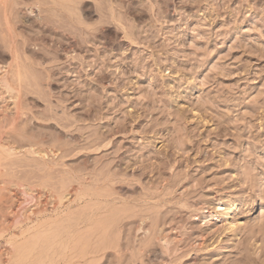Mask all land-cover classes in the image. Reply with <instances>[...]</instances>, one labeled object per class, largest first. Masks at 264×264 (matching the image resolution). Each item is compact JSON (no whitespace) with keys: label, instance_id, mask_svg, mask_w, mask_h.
I'll use <instances>...</instances> for the list:
<instances>
[{"label":"rangeland","instance_id":"1","mask_svg":"<svg viewBox=\"0 0 264 264\" xmlns=\"http://www.w3.org/2000/svg\"><path fill=\"white\" fill-rule=\"evenodd\" d=\"M16 1V48L0 4V62L21 90L19 122L6 130L20 152L0 161V181L16 198L13 209L0 203L9 224L0 264H147L146 241L149 256L169 264H264V0H112L118 15L104 20L87 18L94 0ZM98 136L109 138L95 147ZM34 146L56 154L33 157ZM114 174L116 183L106 180ZM74 187L94 199L68 209L63 196ZM219 201L235 203L236 230L189 217ZM88 205L109 209L74 226L63 248L59 210ZM13 211L20 215L4 222ZM142 215L149 228L136 234ZM155 223L177 227L175 251L162 252ZM35 231L44 236L36 241ZM107 235L119 252L93 256Z\"/></svg>","mask_w":264,"mask_h":264},{"label":"bare ground","instance_id":"2","mask_svg":"<svg viewBox=\"0 0 264 264\" xmlns=\"http://www.w3.org/2000/svg\"><path fill=\"white\" fill-rule=\"evenodd\" d=\"M114 1V0H113ZM113 1L112 0H94L92 1L94 3V8L93 10H87L88 12V15H87V18L90 17L89 15H94V13L98 12L99 13V17L101 18V20H104L105 16L107 15H112L113 17H117V13H116V7H114L113 5ZM115 2V1H114ZM2 4V10L4 11V17H5V20H4V24L6 25V28L8 29L9 31V35H10V38L8 39L11 43H10V46L12 48H16V37L19 35V30L21 29L20 26L16 25L15 22L13 21V17H14V14H16L17 12V7L18 6V3L16 0H12V1H9V0H0V4ZM21 4V3H19ZM1 6V5H0ZM25 6V5H24ZM1 9V8H0ZM27 10H29V13L32 14L34 13L35 11V7L33 6H28L27 7ZM1 11V10H0ZM86 13V12H85ZM25 14V13H24ZM97 15V14H95ZM16 17V16H15ZM38 17V16H37ZM111 17V16H110ZM43 18V17H42ZM45 20V19H44ZM1 22V21H0ZM17 22V21H16ZM45 22V21H44ZM42 23V22H41ZM2 24V23H1ZM0 24V25H1ZM41 26V24H40ZM59 28V27H58ZM5 29V28H4ZM3 29V30H4ZM22 30V29H21ZM91 35H94L93 32H89ZM68 36V35H67ZM95 36V35H94ZM5 38V36H4ZM75 38V37H74ZM11 39V40H10ZM19 39V38H18ZM25 39V38H24ZM19 41V40H18ZM5 45V44H4ZM25 45V44H24ZM19 46V45H18ZM26 48V47H25ZM27 51V50H26ZM30 52V51H29ZM74 52V51H73ZM67 53V51H66ZM37 55V54H36ZM18 57L17 55V52L14 50L13 51V57ZM39 56V55H38ZM40 57V56H39ZM23 58V57H22ZM15 60V59H14ZM16 61V60H15ZM19 61V60H18ZM50 61V60H49ZM15 63V62H14ZM49 64V63H48ZM20 67V66H19ZM19 67H17V69H19ZM13 71H15L12 67V65L10 63H2L0 62V161L2 159H9L11 156L15 155V154H18L20 152L19 150V147L18 145H16L15 141H13L10 137H8L6 135V130L9 129V128H13V126L17 123L18 119H19V107H18V100L21 99V90L16 87L12 81V73ZM12 104L13 105H16V110L13 111V112H10V105ZM20 104V102H19ZM22 118V117H21ZM23 119V118H22ZM19 122V121H18ZM17 127V126H16ZM12 137V135H11ZM109 137L105 136V137H96L93 139V141H91L92 144L95 145V147H99V145H102L106 142V140L108 139ZM20 143V142H19ZM34 145V144H33ZM36 145V144H35ZM41 146V145H40ZM54 148L52 149H46V148H41V147H31L28 152L33 156L35 155H38L40 156L41 158H46L47 156H50V154H56V152L53 150ZM22 151V150H21ZM27 151V150H26ZM23 153V152H22ZM33 156V157H34ZM36 157V156H35ZM14 161V160H13ZM15 162V161H14ZM7 163V162H5ZM10 163V162H9ZM4 164V162H3ZM27 164V163H26ZM24 165V164H23ZM5 166V165H4ZM2 168V167H1ZM6 168V167H5ZM4 168V169H5ZM39 168V167H38ZM41 168V167H40ZM3 169V170H4ZM9 169V168H7ZM3 170L1 172H3ZM1 172H0V176H1ZM5 173V172H4ZM84 176H86L84 174ZM114 176V177H113ZM115 176H117L116 174L114 175H109L107 177V181H109L111 183V181L113 180L114 183H116L115 181ZM6 177V176H5ZM121 177L124 179L126 177H128V175L126 173H123L121 174ZM123 179H118L119 181L117 182V186H112V187H115L116 189L118 188H122V181H124ZM111 180V181H110ZM6 182V181H5ZM1 183V181H0ZM121 183V184H120ZM2 184V183H1ZM107 184V183H106ZM3 186H0L2 191H4L3 195H1L0 197V203L2 204L3 202H6V203H9L10 204V208L13 209V206H14V202L16 201L15 199V195H13L11 192H12V189L7 185L5 186L4 184H2ZM10 185V184H9ZM23 185V184H22ZM108 185V184H107ZM116 185V184H115ZM11 186V185H10ZM16 186V185H15ZM22 188V187H21ZM110 189V188H109ZM23 190L26 192L28 190H26V188L24 187ZM8 192V193H5V192ZM1 192V191H0ZM32 192H34V190L32 188H29V193L31 194ZM1 194V193H0ZM28 194V193H27ZM34 195V194H32ZM88 195H91L90 198L87 200V202L90 200V199H94L92 194H84L82 193V188L81 187H74L70 192L66 193L64 196H63V199H66L65 201H61L63 204L62 205H66V207L68 209L71 208L72 205L74 204H77L79 205V203L88 197ZM96 196H98V194H94ZM106 196V195H105ZM108 196V195H107ZM99 197V196H98ZM109 197V196H108ZM34 199V197H33ZM101 199V198H99ZM98 199V200H99ZM102 201V200H101ZM24 202V201H23ZM92 202V201H91ZM90 203V202H89ZM89 203H86V204H89ZM100 203V202H99ZM23 204V203H22ZM85 204V205H86ZM96 204V203H95ZM107 204V203H106ZM19 205V204H18ZM94 205V204H93ZM89 206V205H88ZM92 206V205H91ZM126 206V204H125ZM129 206V205H128ZM127 206V207H128ZM182 206L183 207H187L188 209L191 208V206L189 205L188 202L186 201H183L182 203ZM1 207V206H0ZM61 207V206H60ZM90 207V206H89ZM121 207V206H120ZM123 206V208H121L120 210L118 211H115V210H110L111 213H110V216L107 215V217L105 218V222H107L108 220H113L115 218V216L120 212H125L128 208ZM134 207V206H133ZM6 208V207H4ZM8 208V207H7ZM66 209H63V210H59V212H61V215L58 217V229L56 230V232L58 231V241L61 242V246L63 248H66L68 246V243H69V239L72 237V233H74L75 231V228L76 227H79V226H82L83 223L87 224L88 222L91 221V219H93V217H95L96 215V212L97 211H103V210H108L109 209V206H105V205H102V206H94V207H90L88 208L87 210H83V211H80L78 213H75V212H69L68 210ZM114 208V207H112ZM117 208V207H116ZM115 208V209H116ZM130 208V207H129ZM1 209V208H0ZM28 209V208H26ZM25 209V211H26ZM59 209V208H58ZM83 208L81 207L80 210H82ZM86 209V208H84ZM119 209V207H118ZM200 209H203L201 210L200 212L198 210ZM236 209L237 207L235 206V203H231V202H222V201H219V203H217V205L214 206L213 209H207L206 206H202V207H194L191 209V212L189 214V217L190 218H193V220H197L199 218L202 217V219L204 220V224H210L213 220L216 221L215 223H217L218 221H223V220H226V224H225V228L228 229V230H236L240 223L237 222L234 218V213L236 212ZM3 211V209H1ZM9 210V208H8ZM16 210V209H15ZM72 210V209H71ZM132 210V209H131ZM129 210V211H131ZM31 211V210H29ZM68 211V212H67ZM127 212V211H126ZM3 213V212H2ZM4 213H6V210L4 211ZM15 213L16 211H13L12 214H4L3 216V221L4 222H10L12 219L15 218ZM25 213V212H24ZM101 213V212H100ZM99 214V213H98ZM104 214V213H103ZM125 214V213H123ZM2 215V214H1ZM20 214H18L16 216V218L19 216ZM25 215V214H24ZM121 216V214H119ZM134 215V214H133ZM133 215H128L126 214V217L127 218H131L133 217ZM26 216V215H25ZM24 216V217H25ZM119 216V217H120ZM125 216V215H123ZM201 216V217H200ZM119 217L117 218L119 220ZM139 216H137L138 218ZM31 216L28 215L26 219H30ZM91 218V219H90ZM136 218V219H137ZM19 219V218H18ZM25 219V220H26ZM103 219V218H102ZM135 219V221H136ZM141 220L139 221V225L138 227L135 229L136 230V234H138L140 231H143L145 232L149 227H148V224H147V219H148V216L147 215H142V217L140 218ZM104 220V219H103ZM102 220V221H103ZM139 220V219H138ZM18 221V220H17ZM100 221V220H99ZM122 221V220H121ZM2 222V221H1ZM14 222V221H12ZM53 222V221H52ZM93 222V221H92ZM101 222V221H100ZM118 222V221H117ZM115 223L112 222V224ZM5 225V223H0V225ZM53 224V223H52ZM51 224V225H52ZM56 224V223H54ZM94 224V223H93ZM99 224V222H98ZM102 224V223H101ZM156 225L154 226H157V230L154 231L153 233V237H154V240L157 239L162 247V252L165 253V254H168L172 251H175L176 247H178V243L175 241V237H177L178 235V230H177V227L176 226H172L171 223H169V227L168 228H165L163 226H160V223H155ZM163 224L166 225L168 224L166 221H163ZM9 225V224H8ZM7 225V226H8ZM95 225V224H94ZM93 225V226H94ZM105 225V224H103ZM110 225V223H109ZM108 225V226H109ZM6 226V225H5ZM0 227V231H5L8 227ZM56 226V225H54ZM74 226H76L74 228ZM112 226V225H111ZM34 227V226H33ZM39 228V226H37ZM36 227V228H37ZM44 226H42L43 228ZM48 227V225H47ZM50 227V226H49ZM107 227V225H106ZM35 228V227H34ZM45 228V227H44ZM43 228V229H44ZM100 228V227H99ZM98 228V229H99ZM105 228V227H104ZM109 228V227H108ZM121 228V227H120ZM154 228V230H155ZM9 229V228H8ZM11 229V228H10ZM31 229V228H30ZM33 229V228H32ZM31 229V230H32ZM40 230H42L41 228H39ZM48 229V228H47ZM56 229V228H55ZM54 229V230H55ZM79 229V228H78ZM116 229V228H115ZM34 230V229H33ZM54 231L53 229H50V232ZM102 230V229H101ZM106 230V229H105ZM7 231V230H6ZM79 231V230H78ZM107 231V230H106ZM33 232V231H32ZM80 232V231H79ZM103 232V231H102ZM105 232V231H104ZM103 232V233H104ZM48 233V232H46ZM98 233V232H96ZM101 233V232H100ZM99 233V235H101ZM110 233V232H109ZM108 233V234H109ZM116 233V232H115ZM119 234V233H118ZM135 234V235H136ZM32 235V234H31ZM43 235V233L41 234H38L36 231L35 233L33 234V239L36 238V241L39 240L38 238H41ZM56 235V234H55ZM115 235V234H114ZM117 235V234H116ZM0 236H2V233H0ZM44 236V235H43ZM51 236V235H50ZM104 236H105V233H104ZM112 236V235H111ZM111 236L107 235L106 237H104V240L103 241H98L95 243V246L94 248H92V251H91V254L93 256H96L100 254V252H107L109 251L110 249L113 251H118V248H117V245H115V243L113 242V240L110 238ZM119 236V235H118ZM203 236V235H201ZM49 237V236H48ZM99 237V236H98ZM103 239V238H102ZM100 239V240H102ZM119 239V238H118ZM66 240V241H65ZM85 240V239H84ZM14 241V240H13ZM32 241V240H31ZM35 241V240H34ZM49 241V240H48ZM54 241V240H53ZM11 242L10 244H13L12 241H9ZM116 242V241H115ZM30 243V242H29ZM38 243V242H37ZM42 243V242H41ZM59 243V242H58ZM130 243V242H129ZM26 244V243H25ZM46 242H44V246H45ZM27 245V244H26ZM39 245V244H38ZM43 245V244H42ZM48 245V244H47ZM59 245V244H58ZM12 246V245H10ZM36 244L34 245L33 249L35 248ZM41 246V244H40ZM78 246V245H77ZM6 248V247H5ZM39 248V247H38ZM81 248V247H80ZM14 249V248H13ZM21 249V248H20ZM29 249H32V246L29 248ZM48 249V247H47ZM50 249V248H49ZM138 249V248H137ZM28 250V248H27ZM1 251V250H0ZM6 251V250H5ZM24 251V250H23ZM110 251V254H112L113 252ZM12 249L10 248L9 250H7V254L5 256H11L12 255ZM28 252V251H27ZM26 252V253H27ZM30 252V251H29ZM119 252V251H118ZM153 251L152 249V242L151 241H146L144 242L141 246H139V255L142 254V255H146V257H148V263L147 264H169V262L167 261V258L166 256H161V257H158V256H149V253H151ZM25 253V254H26ZM41 253V252H40ZM83 253V252H81ZM5 254V252H0V259L2 258V256ZM25 254H22L23 256ZM148 254V256H147ZM141 255V256H142ZM159 255V254H158ZM162 255V254H161ZM116 256V255H115ZM133 258H134V255H132ZM136 256V255H135ZM22 257V256H21ZM39 257V256H38ZM41 257V256H40ZM11 258V257H10ZM15 258V257H14ZM17 258V257H16ZM139 258V257H138ZM9 259V258H8ZM7 259V260H8ZM94 259V258H93ZM136 259V258H135ZM5 259V262L7 261ZM111 260V259H110ZM4 261V260H3ZM10 262V261H9ZM50 262V261H49ZM33 263V262H32ZM111 263V261H110ZM109 264V263H108ZM135 264V263H134Z\"/></svg>","mask_w":264,"mask_h":264}]
</instances>
